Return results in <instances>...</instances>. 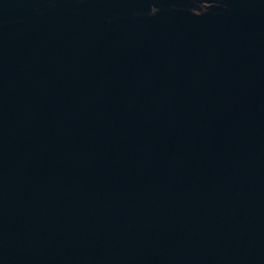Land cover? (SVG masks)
Wrapping results in <instances>:
<instances>
[{
  "label": "water",
  "instance_id": "obj_1",
  "mask_svg": "<svg viewBox=\"0 0 264 264\" xmlns=\"http://www.w3.org/2000/svg\"><path fill=\"white\" fill-rule=\"evenodd\" d=\"M0 264H264V0H0Z\"/></svg>",
  "mask_w": 264,
  "mask_h": 264
}]
</instances>
